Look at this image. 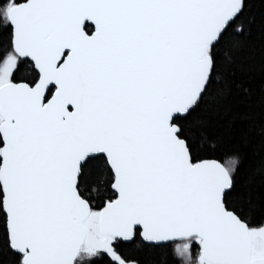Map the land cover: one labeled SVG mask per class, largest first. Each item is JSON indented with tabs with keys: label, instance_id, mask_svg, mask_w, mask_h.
Masks as SVG:
<instances>
[{
	"label": "snow or ice",
	"instance_id": "snow-or-ice-1",
	"mask_svg": "<svg viewBox=\"0 0 264 264\" xmlns=\"http://www.w3.org/2000/svg\"><path fill=\"white\" fill-rule=\"evenodd\" d=\"M0 264H264V0H0Z\"/></svg>",
	"mask_w": 264,
	"mask_h": 264
}]
</instances>
